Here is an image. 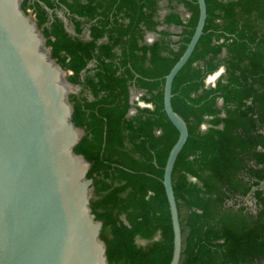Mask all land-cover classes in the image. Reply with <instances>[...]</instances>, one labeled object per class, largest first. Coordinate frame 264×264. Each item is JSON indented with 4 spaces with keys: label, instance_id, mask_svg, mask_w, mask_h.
<instances>
[{
    "label": "trees",
    "instance_id": "trees-1",
    "mask_svg": "<svg viewBox=\"0 0 264 264\" xmlns=\"http://www.w3.org/2000/svg\"><path fill=\"white\" fill-rule=\"evenodd\" d=\"M179 3L191 12L186 23ZM206 4L204 32L172 88L173 108L189 129L173 170L180 264H264V188L253 195L256 212L239 201L264 180V0ZM23 8L35 14L69 80L92 95H71L73 120L86 132L76 151L91 163L92 208L104 221L109 264H170L174 232L163 177L179 131L163 91L195 32L197 0H169L162 22L160 0H24ZM221 66L217 83L207 85ZM133 90L145 91L153 107L129 115Z\"/></svg>",
    "mask_w": 264,
    "mask_h": 264
},
{
    "label": "water",
    "instance_id": "water-1",
    "mask_svg": "<svg viewBox=\"0 0 264 264\" xmlns=\"http://www.w3.org/2000/svg\"><path fill=\"white\" fill-rule=\"evenodd\" d=\"M197 2L195 32L163 91L164 110L179 131L163 177L174 232L170 264L182 258L173 170L189 137L187 122L173 108L172 88L204 32L207 4ZM23 3L0 0V264H109L104 221L92 208L91 163L76 151L86 132L73 120L74 83ZM263 188L264 180L243 198Z\"/></svg>",
    "mask_w": 264,
    "mask_h": 264
},
{
    "label": "flooded vegetation",
    "instance_id": "flooded-vegetation-1",
    "mask_svg": "<svg viewBox=\"0 0 264 264\" xmlns=\"http://www.w3.org/2000/svg\"><path fill=\"white\" fill-rule=\"evenodd\" d=\"M169 4V0H160V5H161V10H160V16H159V20L162 22L163 21V19H164V16H165V14L168 12V8H167V5ZM177 10H178V13L180 14V16H181V18L183 19V21L186 23L187 21H188V19H189V17L191 16V12L186 8V6L183 4V3H179L178 5H177ZM159 29H169L170 31H173V32H175V33H177V32H180L181 31V28L180 27H175V26H167V25H161V27H159ZM177 29V30H176ZM72 33V32H71ZM150 35H152V36H150ZM82 37L83 38H86V39H88V38H90V32H89V30H88V28H85V30H84V33L82 34ZM149 37H154V39H152V40H150V38ZM155 35L154 34H147L146 35V37H145V40H146V42H148V43H152L154 40H155ZM178 37H175L174 39H177ZM221 68H223L224 69V67L223 66H221L218 70H220ZM217 70V71H218ZM224 71H225V69H224ZM224 71L223 72H221L220 74H219V76H218V78H217V80H216V83H217V81H218V79H219V77L224 73ZM207 80V79H206ZM215 83V84H216ZM206 84L208 85V83H207V81H206ZM212 86H214V85H212ZM144 93H145V91H143ZM133 102V101H132ZM143 102V105H139L140 107H153L152 106V104L151 103H148V102H146L145 100L144 101H142ZM146 104H150V106H147ZM219 105H221L222 104V101H219V103H218ZM131 111V110H130ZM136 111H137V108H136V110H135V113H136ZM129 114H130V112H129ZM207 128V124L206 123H204V124H202V126H201V129L202 130H205ZM160 132V131H159ZM158 132V133H159ZM195 180V179H194ZM239 200V199H238ZM246 201V204L247 205H249L251 208H252V210L254 211V212H256V209H257V207H256V205H255V200L252 198V199H250L249 201H247V200H245L243 197L239 200V201ZM231 203H233V201L231 200V201H229L228 202V204H231ZM252 203V204H251Z\"/></svg>",
    "mask_w": 264,
    "mask_h": 264
},
{
    "label": "rangeland",
    "instance_id": "rangeland-1",
    "mask_svg": "<svg viewBox=\"0 0 264 264\" xmlns=\"http://www.w3.org/2000/svg\"><path fill=\"white\" fill-rule=\"evenodd\" d=\"M27 11H28L29 14H31L36 19V16H35V14L33 13V11L31 9H29ZM58 15L65 21V18H66L65 11H63V10L58 11ZM66 25H67V29L70 32L73 31V26L71 25L70 21H67ZM150 36H152V35H150ZM149 38H150V40L154 39V37H149ZM93 66H94V64L90 65V67H93ZM69 74H70V72L68 71V76H69ZM213 82L214 81L208 82V85L212 86ZM72 94H79V95L82 94L81 96H88L89 98L92 97L90 92H88V91L83 89V86L76 85V84H74V86L72 88V91L70 93V99H71V95ZM144 94L145 93L143 91H138V90H133L132 91L133 108L131 109L129 115L135 114L136 107H138L139 105H143L142 101H144V99L142 97H143ZM93 197H94V194H93ZM138 242H139V244H142V245H146L147 244L146 241L141 240V239H139Z\"/></svg>",
    "mask_w": 264,
    "mask_h": 264
},
{
    "label": "clouds",
    "instance_id": "clouds-1",
    "mask_svg": "<svg viewBox=\"0 0 264 264\" xmlns=\"http://www.w3.org/2000/svg\"><path fill=\"white\" fill-rule=\"evenodd\" d=\"M223 71H224V69L221 68V69L219 70V72H217L215 75L208 77V82L214 81V80L216 79V77H217L221 72H223Z\"/></svg>",
    "mask_w": 264,
    "mask_h": 264
},
{
    "label": "built area",
    "instance_id": "built-area-1",
    "mask_svg": "<svg viewBox=\"0 0 264 264\" xmlns=\"http://www.w3.org/2000/svg\"><path fill=\"white\" fill-rule=\"evenodd\" d=\"M217 72H219V70H218ZM217 72H215V73H217ZM215 73H213L212 75H214ZM212 75H209V77L212 76ZM218 76H219V75H218ZM207 80H208V77H207ZM207 83H208V81H207ZM215 83H216V79L214 80L213 85H215ZM146 105H147V106H150V104H146Z\"/></svg>",
    "mask_w": 264,
    "mask_h": 264
},
{
    "label": "bare ground",
    "instance_id": "bare-ground-1",
    "mask_svg": "<svg viewBox=\"0 0 264 264\" xmlns=\"http://www.w3.org/2000/svg\"><path fill=\"white\" fill-rule=\"evenodd\" d=\"M215 74H216V73H215ZM215 74H214V75H215ZM212 76H213V75H212Z\"/></svg>",
    "mask_w": 264,
    "mask_h": 264
}]
</instances>
